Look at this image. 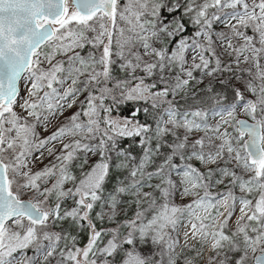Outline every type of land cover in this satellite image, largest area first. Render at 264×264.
<instances>
[{"label": "snow or ice", "instance_id": "obj_1", "mask_svg": "<svg viewBox=\"0 0 264 264\" xmlns=\"http://www.w3.org/2000/svg\"><path fill=\"white\" fill-rule=\"evenodd\" d=\"M0 264H264V0H0Z\"/></svg>", "mask_w": 264, "mask_h": 264}]
</instances>
